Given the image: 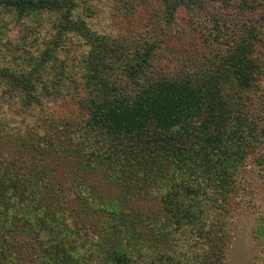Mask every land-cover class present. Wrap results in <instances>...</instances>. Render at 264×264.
<instances>
[{
  "label": "trees",
  "instance_id": "1",
  "mask_svg": "<svg viewBox=\"0 0 264 264\" xmlns=\"http://www.w3.org/2000/svg\"><path fill=\"white\" fill-rule=\"evenodd\" d=\"M93 1L0 0V264H222L240 210L264 247V0H239L249 26L217 22L225 47L182 79L96 31Z\"/></svg>",
  "mask_w": 264,
  "mask_h": 264
},
{
  "label": "rangeland",
  "instance_id": "2",
  "mask_svg": "<svg viewBox=\"0 0 264 264\" xmlns=\"http://www.w3.org/2000/svg\"><path fill=\"white\" fill-rule=\"evenodd\" d=\"M85 1L80 3L77 10L84 15L87 13ZM154 1L134 0L133 7L130 5L127 8L124 6V0H94V15L90 20L94 24L92 27L100 34L109 35L111 40L119 41L118 43L122 45L121 49L134 47L136 49V45H144L145 40L148 41L153 48L149 54V62L155 70L157 69L155 78L163 75L182 79L185 75H191L188 74L190 72L184 73V71L200 70L201 66L209 65L210 61L215 60L220 48L225 46L219 45L213 37L207 39L206 37L209 36L206 35L213 31L212 28L217 22L225 25L229 32L235 27L232 19L240 21V26L241 23L243 26L246 24L247 27L250 24L249 16L245 19L239 16L237 7L239 0L230 7L222 6L219 0H201L194 10L183 11L173 23L166 20L162 12L153 9ZM262 18L259 17L256 24L261 31L262 39L257 53L264 60V19ZM74 47L75 45L72 44L70 52L65 51L62 59L71 61L79 58L81 50L74 51ZM261 84L262 92L257 95L258 99L264 97V77ZM260 104L264 107V103ZM64 105L67 114H71L73 101H67ZM166 185L162 183L161 187L164 189ZM161 187L153 190L154 196L156 192L163 191L159 190ZM244 200L245 198L241 202ZM240 211L243 212L241 216L238 214L239 219L233 225L222 264H264V247L258 244L252 235L256 216L245 210Z\"/></svg>",
  "mask_w": 264,
  "mask_h": 264
}]
</instances>
